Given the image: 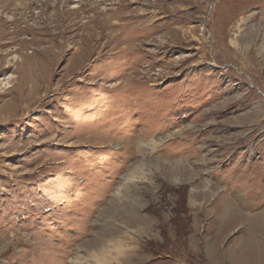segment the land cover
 I'll return each mask as SVG.
<instances>
[{
  "label": "rangeland",
  "instance_id": "374dc122",
  "mask_svg": "<svg viewBox=\"0 0 264 264\" xmlns=\"http://www.w3.org/2000/svg\"><path fill=\"white\" fill-rule=\"evenodd\" d=\"M262 214L264 0H0V264H263Z\"/></svg>",
  "mask_w": 264,
  "mask_h": 264
},
{
  "label": "bare ground",
  "instance_id": "6f19581e",
  "mask_svg": "<svg viewBox=\"0 0 264 264\" xmlns=\"http://www.w3.org/2000/svg\"><path fill=\"white\" fill-rule=\"evenodd\" d=\"M23 6H24V4H23ZM254 227H260L261 228V231H260V233L262 234V240L264 241V214H262V215H259V216H257V217H255V218H253L252 220H251V223H250V231L252 232V230L254 229ZM253 231H255V229L253 230ZM257 231V230H256ZM258 232V231H257ZM253 233V232H252ZM251 233V234H252ZM255 235V234H254ZM253 236V235H252ZM256 238H257V236H256ZM252 239V238H251ZM255 239V238H254ZM251 241H253V240H251ZM258 241V240H257ZM120 246H122L121 245V243L120 244H117V247H120ZM259 248H258V246H255V248H251V249H246V250H244V251H241V254H242V256H243V259H240V261H238L239 263H243V264H248V263H250V264H257V262H258V254L259 253H257V250H258ZM264 253V252H263ZM240 256V255H239ZM233 257V256H232ZM98 260H100V258L98 259ZM237 260V259H236ZM263 262H264V258H263ZM264 264V263H263Z\"/></svg>",
  "mask_w": 264,
  "mask_h": 264
}]
</instances>
